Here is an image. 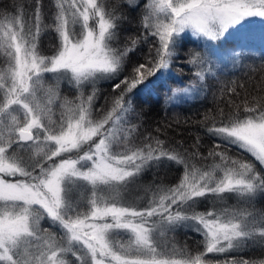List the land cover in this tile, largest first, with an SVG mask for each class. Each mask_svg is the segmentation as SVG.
Masks as SVG:
<instances>
[{
    "label": "snow or ice",
    "instance_id": "obj_1",
    "mask_svg": "<svg viewBox=\"0 0 264 264\" xmlns=\"http://www.w3.org/2000/svg\"><path fill=\"white\" fill-rule=\"evenodd\" d=\"M121 4L134 11L140 0H54L48 24L42 0L31 16L21 0L0 7V264H264L204 259L249 241L264 245V212L255 209L264 172L228 154L235 145L264 166V66L251 89L224 84L222 92L235 97L228 100L233 110L225 115L221 108L219 123L208 128L225 141L203 157L210 165L191 163L199 151L185 155L151 135L140 140L131 122L134 95L165 82L185 33L232 38L249 18H264V0H145L143 32L117 46L128 19ZM47 29L57 41L49 55L39 47ZM142 40L151 44L143 61L129 55ZM187 63L197 81L214 75L200 52L190 51ZM101 80L118 82L98 108ZM64 81L76 89L74 99L62 94ZM162 159L183 165L179 182L146 188L151 199L144 207L125 200L149 163ZM230 196L236 206L227 204ZM204 199L212 206L198 211ZM45 219L59 232L43 227ZM179 227L199 233L204 251L193 256L174 243L169 250L168 234Z\"/></svg>",
    "mask_w": 264,
    "mask_h": 264
},
{
    "label": "trees",
    "instance_id": "obj_2",
    "mask_svg": "<svg viewBox=\"0 0 264 264\" xmlns=\"http://www.w3.org/2000/svg\"><path fill=\"white\" fill-rule=\"evenodd\" d=\"M24 4L25 12L31 16L35 8V0H21ZM144 0H140V6L136 10L128 9L127 5L121 4L124 14L128 19L123 20L120 24V38L116 42L117 46H122L129 42V36H140L143 29L140 24L141 14L144 11ZM13 0H0V7L11 6ZM109 5L115 4L116 0H107ZM42 11L44 13V23L51 22V16L55 11L54 0H42ZM154 38H149L152 40ZM235 39L222 38L215 41L218 50L232 48L235 45ZM57 43L55 33L50 29L42 32L39 41L41 52L49 55L53 52V45ZM151 44L142 42L137 46L135 53H130L134 59L143 61L148 54ZM197 51L201 55L205 53L203 43L184 34L180 43L177 45V56L173 58L172 65L165 73V82L161 83L148 94L134 95L131 122L137 126L136 135L143 140L144 136L159 137L165 142V147L175 149L185 153V155L199 151L200 156L192 158L191 163L197 168L210 165L212 159L204 160L208 152L215 146L221 144L225 146V141L213 135L208 131L214 123H219V110L224 109L225 115L233 109L228 106V100L235 97L231 93L222 92L224 84L229 81H236L237 84H245L250 89L260 83L261 71L264 66V52L256 55L251 53H239V62L233 67L225 70L213 72L206 76L204 81H197L194 75V69L187 63L189 52ZM4 58L0 57V65H3ZM159 75V74H158ZM122 78V77H121ZM149 80H155L150 77ZM118 81L101 80L97 83L98 91L97 107L106 106L105 101L112 93L111 85ZM147 83V82H146ZM61 83L60 88L63 95L69 99H74L76 93L75 88L71 85ZM173 86H193L198 92L191 98L183 99L178 102L168 103L165 95L168 94ZM139 87H143L140 85ZM240 90V89H238ZM86 94L91 92V86L86 89ZM59 111V110H58ZM56 112L54 119L59 118V112ZM138 114V115H137ZM159 129V131H157ZM197 141H199L198 146ZM228 154L231 156H241L246 160H251L256 164L257 170L264 172V167L255 161L250 154L242 152L235 145L228 146ZM219 158L217 157V160ZM183 175V165H177L174 161L162 159L159 162L153 161L138 177L137 196L143 202L134 206L144 207L149 199L151 192H146V188L159 186L170 187L179 182ZM235 196H230L227 204L236 206L238 200ZM211 203L204 199L197 206L198 211H206L211 208ZM255 209L257 212H264V194L259 195L255 200ZM55 231V230H54ZM173 236L174 244L177 249H186L191 255L204 251L203 237L190 227H179L174 232L169 233ZM264 260V245H259L249 241L244 247L238 250H229L228 252L217 255L209 253L204 259L223 262L226 259L231 260Z\"/></svg>",
    "mask_w": 264,
    "mask_h": 264
},
{
    "label": "rangeland",
    "instance_id": "obj_3",
    "mask_svg": "<svg viewBox=\"0 0 264 264\" xmlns=\"http://www.w3.org/2000/svg\"><path fill=\"white\" fill-rule=\"evenodd\" d=\"M145 1V0H144ZM193 38L200 40L203 43L204 51L202 55L207 57L209 63L204 65L205 69H211V73L225 70L227 68L233 67L239 62V53H251L259 55L264 52V18L253 17L249 18L247 22V27L245 31L241 34L233 36L235 39V45L232 48H225V50H218L215 41H206L203 37H194L191 33H185ZM227 38V36L225 37ZM2 55H0L1 57ZM3 57V56H2ZM3 65H0L2 67ZM64 85H70L67 81H64ZM71 88H74L70 86ZM183 89H188V91H183ZM198 92V89L193 86H173L172 90L165 95V100L168 103L178 102L183 99H188L193 97ZM59 109H56V112ZM60 111V110H59ZM58 111V112H59ZM264 167V166H263ZM138 188L137 185H133L129 191L123 193V197L128 202L142 203L143 200L139 199L137 196ZM238 200V198H236ZM43 227H50V222L45 219L41 222ZM52 231L59 232L58 228H51ZM172 235V234H171ZM168 234V247L171 250V245L174 243L173 236ZM126 239V237H124ZM163 239V238H162ZM224 254V253H222ZM221 255V254H217ZM70 261H74V257L69 256Z\"/></svg>",
    "mask_w": 264,
    "mask_h": 264
}]
</instances>
